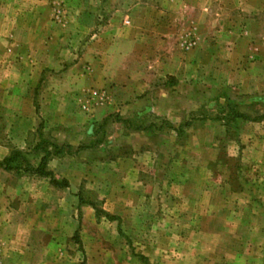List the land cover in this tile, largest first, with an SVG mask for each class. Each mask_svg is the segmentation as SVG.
Segmentation results:
<instances>
[{"label": "rangeland", "instance_id": "obj_1", "mask_svg": "<svg viewBox=\"0 0 264 264\" xmlns=\"http://www.w3.org/2000/svg\"><path fill=\"white\" fill-rule=\"evenodd\" d=\"M236 1L0 0V161L25 157L0 168V264H264V61L218 63L220 78L205 55L191 78L187 52L209 51ZM263 7L248 37L264 42ZM148 82L165 116L131 109ZM55 85L81 91L85 124L62 133L78 144L49 129ZM8 92L27 99V126ZM55 145L52 174L35 173Z\"/></svg>", "mask_w": 264, "mask_h": 264}, {"label": "crops", "instance_id": "obj_2", "mask_svg": "<svg viewBox=\"0 0 264 264\" xmlns=\"http://www.w3.org/2000/svg\"><path fill=\"white\" fill-rule=\"evenodd\" d=\"M254 1L256 0H241L239 3L238 1H236L233 9L236 10L235 12L238 14H236L234 20L231 22V25H227V28L224 29L223 27L222 29H219V30L216 28L215 30L216 38L212 39V40H215V42L211 41L209 45L210 46L212 45V46L210 47L209 51H206V50L202 51V48L200 46L201 43H198V42L195 43V47L193 48L188 47L187 52L192 51L193 54H196L197 56V58L192 59L193 67H194L193 69L194 74L190 75L191 78L192 77L198 78V76H200L199 74L202 75L203 69L201 67L199 68V66H201L200 63L205 58V55L208 56V58H206L207 61H212L216 63L215 65L216 68L214 69V71L218 72L216 76L220 78L222 77L223 71L225 70L223 69L217 70L218 63H224V62L227 63V61H231V63L236 62L238 63V66L236 65V67L240 66V71L244 72V70H242L241 65L239 64L241 60L264 61L262 59V52L260 51V47H262V45L264 44L263 40H261L260 38L252 39L248 37V34H250L249 25L252 23L251 19H253L251 18V16L255 15L259 11V9L263 7L259 2L256 4V2ZM236 8H239V9H236ZM239 10H242V12H237ZM193 26H194V29H192V31H195L198 35V38H201L200 25L194 24ZM165 58L169 60L168 56H165ZM197 61L199 65L197 64ZM226 73L229 77H231L230 74H228L227 70H226ZM169 74H171L172 76H175V79L178 82H181V81L184 82L182 78L186 76L182 74V70L180 68L178 69L177 73L169 72ZM74 80H78V79H74ZM139 85H141V83ZM172 85H174L172 86V88L177 87L174 83H172ZM144 86H147L146 96L142 100L137 99V102H132L130 104L131 109L138 112L140 110L139 108H141V106L145 104L141 108L142 111L146 110V111L153 112L156 109H161L160 112H162V115L165 116L166 115L165 113H167V110L172 108L173 106L172 105L162 106V105L156 104L154 101L151 102L150 100H148L149 97L151 98V100H153L152 96L154 95V91H152V88L150 87L151 83L148 82L144 84ZM141 87L138 88V87L133 86L132 88L129 89L130 94L134 96L135 94H139V92L143 90V87L142 88ZM45 90H46L45 91L46 95L45 94L43 95L45 96V99L41 103H42V109L44 108V110L49 112V116L53 117L51 122L49 123V126H50L49 129L51 130L53 129V131H55L56 129L55 135L57 136L58 141L66 138L67 141H70L71 143L73 142V144L77 142L78 143L81 142L80 134H78L75 130L68 132L67 135L62 134L66 132L65 127L73 128V127L82 126L83 124H85L84 117H83L85 113L82 111L81 106L79 105L77 101L78 94H80L81 92L80 89H77V87L72 88V89L68 87L63 88V87H58L57 85H55V87H50ZM61 92H62L63 97H61L59 94ZM9 93H10V98L12 96L13 101H8V104L6 105V107L15 108V110L17 111L16 112L18 113V116H17L18 124L17 125L20 124L19 126L21 125L27 126L29 122H28V119L26 118L27 115L24 114L25 108L29 106L28 103L26 104L27 99L25 100L21 94L17 96L14 92H8L7 94ZM11 93H14V94L11 95ZM61 109L63 112H60ZM25 138L27 137H24L23 141L25 140ZM147 152H149V150ZM83 153H85L84 150H81L80 152H78L80 156ZM58 160L60 162L62 161L63 163H65L64 158H58ZM53 169L54 167L52 166V170ZM58 170L60 171V169ZM143 185L144 184L142 182L137 181L136 189H142ZM146 186L152 187L153 184L152 185L146 184ZM78 187H81V185L78 184Z\"/></svg>", "mask_w": 264, "mask_h": 264}, {"label": "trees", "instance_id": "obj_3", "mask_svg": "<svg viewBox=\"0 0 264 264\" xmlns=\"http://www.w3.org/2000/svg\"><path fill=\"white\" fill-rule=\"evenodd\" d=\"M231 114H232V118L234 120L241 119V118L248 119L243 113H240L234 107L231 108ZM262 117L264 118V116H262ZM175 130L180 131V127H177ZM55 149H56V151L54 153L47 150L46 147H45V149H43L44 154L40 160V163L38 164L37 167L33 168V171L35 173H38V174L44 175V176H49L52 174L50 171L46 170L48 159L52 155H60L62 153L63 148H60V147H58V145H55ZM22 159L23 160L25 159L22 152L19 150H15L12 152L11 155L5 157L3 160L0 161V168L7 169V170H9V169H21V168H23V166L21 165L22 164L21 162L23 161Z\"/></svg>", "mask_w": 264, "mask_h": 264}]
</instances>
